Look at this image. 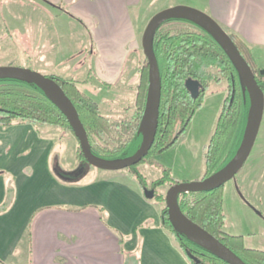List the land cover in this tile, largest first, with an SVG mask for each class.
Segmentation results:
<instances>
[{"label":"crops","instance_id":"obj_1","mask_svg":"<svg viewBox=\"0 0 264 264\" xmlns=\"http://www.w3.org/2000/svg\"><path fill=\"white\" fill-rule=\"evenodd\" d=\"M159 1L43 0L52 10L67 16L76 32L85 34L66 47L67 58L59 66L81 71L91 43L94 77L83 82L85 87L81 82L79 85L97 101L102 92L109 96L125 81L131 51H138L139 36L154 15L152 10L160 11L156 6ZM200 1L201 10L249 45L261 66L264 0ZM179 3L184 2L173 4ZM72 73L55 74L76 79ZM108 110L110 115L115 113L114 106ZM48 130V125L30 122L0 125V169L15 178L14 200L7 211L0 213V264L11 260L12 264H128L129 255L125 256L119 245L121 235L126 237L128 251L140 245L139 264H192L162 227L156 205L139 188L97 174L87 181L60 180L52 168L55 141ZM83 172L87 173L85 168ZM7 184V177L0 174V206L6 200ZM100 210L105 211V219ZM146 221L151 226L137 229ZM262 223L251 216V227L257 230L250 233L247 242L264 231Z\"/></svg>","mask_w":264,"mask_h":264},{"label":"trees","instance_id":"obj_2","mask_svg":"<svg viewBox=\"0 0 264 264\" xmlns=\"http://www.w3.org/2000/svg\"><path fill=\"white\" fill-rule=\"evenodd\" d=\"M229 34L251 65L259 85L264 90V66L258 65L251 48L239 35L234 32ZM153 50L158 61L162 84L158 131L146 157L127 169L139 179L141 186L146 187L148 183L141 173L140 164L173 146L186 130L204 98V93L197 99L190 95L185 86L187 78L199 80L205 91L214 83L218 84L226 79L230 91L228 90L206 150V176H209L223 168L234 157L241 144L250 109L249 95H244L238 72L221 46L207 31L189 20L169 19L161 23L153 36ZM139 72L135 113L133 121L130 122L111 120L102 112L99 102L81 88L76 79L57 74L48 75L62 86L73 101L87 131L92 151L99 157L107 159L126 157L135 153L141 144L140 124L149 85L147 59L140 65ZM27 122L35 125L61 126L74 133L66 116L35 83L14 78L0 79V125L7 127ZM56 154L58 152L53 151L52 168L55 175L66 183L75 181L76 175L73 171L64 170L58 161L54 163ZM79 157L82 160L79 165L86 166V173L87 168L93 166L86 162L81 148ZM149 162L153 163L152 160ZM163 172L162 177L154 181L152 187L157 188L168 180L170 185L177 182L171 177L170 168L164 167ZM0 174L7 177L8 183L6 200L0 206V213H3L14 200L15 178L5 170L0 169ZM223 190L224 186L209 191L186 192L179 196V204L189 218L211 232L247 264H264V249L250 247L243 235L231 234L224 230L226 214ZM154 197L159 199L158 201L166 202V195L163 193H155ZM160 216L162 227L174 236L175 243L192 264H228L175 229L169 219L166 204L161 209ZM149 226L151 222L146 221L137 229ZM125 240L126 237L121 235L123 251Z\"/></svg>","mask_w":264,"mask_h":264},{"label":"rangeland","instance_id":"obj_3","mask_svg":"<svg viewBox=\"0 0 264 264\" xmlns=\"http://www.w3.org/2000/svg\"><path fill=\"white\" fill-rule=\"evenodd\" d=\"M176 1L184 2L179 4L199 9L201 7L200 0H162L156 6L161 10L176 5L173 4ZM152 11L151 14L158 12ZM143 33L139 36L140 47L138 51H131V58L124 71L126 78L125 81H122L121 88H118L120 86L115 87L116 91H111L109 96L105 92L97 95L102 112L114 122H121L122 120L130 122L134 118L140 65L146 59L142 47ZM82 34L84 33L76 32L74 23H69L67 16H62L57 10H52L43 0H0V66L25 67L45 75L62 72L66 76L73 72L74 78L85 87L83 82L94 77L92 71L94 54L92 53L93 49H91L94 46L91 43L88 45L87 63L81 71L76 72L64 65L59 66L61 60L67 58L68 49L66 47L72 43H77L80 37L85 36ZM76 45L79 46V42ZM259 60L261 66H264V58ZM226 88V79L218 84L214 83L212 87L208 88L201 107L196 111L177 142L163 153L151 156L149 159L153 161L152 164L149 159L140 164L141 173L148 183L146 187L141 186L139 179L127 168L104 170L93 166L88 167L87 173L83 174L82 168L86 166L80 167L79 165L82 163L79 157V141L71 130L61 126H49L50 131L48 130L55 141L54 151L58 152L54 158V163L58 161L64 170L76 173L78 175L76 178L79 180L87 181L91 175L97 174L109 179L121 180L139 188L142 193H145L144 190L147 188L154 190L155 193L166 195L171 186L169 180L157 188L152 187L153 182L164 174V167L171 169V177L177 182L202 180L207 174L205 164L207 146L222 111L227 94ZM110 99L115 100V102H108ZM110 106H114L115 113L113 115L109 113ZM248 159V164L240 169L236 177L224 184L223 206L226 214L224 229L231 234L240 233L243 235L248 246L264 247V231H261L256 238L246 241L250 233L257 230L251 227V216L263 220L262 226L264 227V115L256 144ZM145 198L154 203L159 211L166 204L162 200L158 201L159 199L155 197ZM100 215L104 219L106 218L104 210H100ZM256 232H259V229ZM170 236L175 243L174 236L171 233ZM125 243V251L122 250L120 242L119 245L124 255H129L128 264H139L140 245L134 250L128 251ZM11 262L12 260L8 261L7 264H12L13 262ZM24 262L21 264H26V261Z\"/></svg>","mask_w":264,"mask_h":264},{"label":"water","instance_id":"obj_4","mask_svg":"<svg viewBox=\"0 0 264 264\" xmlns=\"http://www.w3.org/2000/svg\"><path fill=\"white\" fill-rule=\"evenodd\" d=\"M169 19H186L207 31L233 63L238 72L243 93L245 96L248 94L250 100L246 129L234 157L223 168L204 177L202 180L172 184L166 193L169 219L175 229L228 264H247L211 232L189 218L179 204V196L181 194L219 188L237 175L254 148L264 115L263 88L259 85L251 65L242 55L230 34L213 16L201 9L180 4L158 11L148 21L142 36L143 52L149 67L147 100L140 124L142 141L136 152L126 157L107 159L93 153L87 131L77 108L62 86L52 77L30 68L0 66V79H21L39 86L68 119L88 164L104 170L128 168L138 164L146 157L154 144L158 131L162 84L158 61L153 50V36L158 26ZM185 86L193 98H197L203 88L201 82L193 78H187ZM82 169L84 170V167ZM75 175L77 174L75 173ZM144 192L145 197L149 199L155 195L154 190L147 188H145Z\"/></svg>","mask_w":264,"mask_h":264},{"label":"flooded vegetation","instance_id":"obj_5","mask_svg":"<svg viewBox=\"0 0 264 264\" xmlns=\"http://www.w3.org/2000/svg\"><path fill=\"white\" fill-rule=\"evenodd\" d=\"M202 84V83H201ZM203 85V84H202ZM228 90L230 91V87H229V83L227 82V88H226V97H227V95H228ZM205 87L203 86V88H202V91L200 92V95L197 97V98H199L201 95H202V93H204L203 95H205ZM225 97V98H226ZM197 98H194V99H197ZM258 137V136H257ZM256 144V143H255ZM255 146V145H254ZM252 153V152H251ZM250 156H251V154H250ZM249 156V157H250ZM248 160V159H247ZM236 177V176H235Z\"/></svg>","mask_w":264,"mask_h":264}]
</instances>
